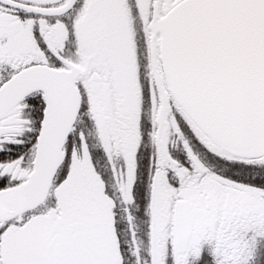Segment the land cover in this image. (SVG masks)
Instances as JSON below:
<instances>
[{
    "label": "snow or ice",
    "instance_id": "6c2138e0",
    "mask_svg": "<svg viewBox=\"0 0 264 264\" xmlns=\"http://www.w3.org/2000/svg\"><path fill=\"white\" fill-rule=\"evenodd\" d=\"M0 264H264V0H0Z\"/></svg>",
    "mask_w": 264,
    "mask_h": 264
}]
</instances>
